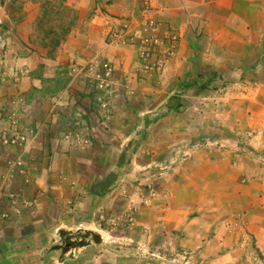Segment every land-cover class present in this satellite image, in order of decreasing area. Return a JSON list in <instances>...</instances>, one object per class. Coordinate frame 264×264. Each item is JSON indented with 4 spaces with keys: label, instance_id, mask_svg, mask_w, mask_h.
I'll return each mask as SVG.
<instances>
[{
    "label": "rangeland",
    "instance_id": "rangeland-1",
    "mask_svg": "<svg viewBox=\"0 0 264 264\" xmlns=\"http://www.w3.org/2000/svg\"><path fill=\"white\" fill-rule=\"evenodd\" d=\"M25 1L13 2L15 21L23 18ZM34 1L40 10L32 35L51 56L106 5L87 0L83 13L68 0ZM148 3L143 0L136 19L125 12L132 0L120 7L125 21L115 35L134 48L130 73L100 55L62 69V83L72 70L75 97L63 92L59 100L76 105L77 93L91 88L105 129L96 137L64 130L58 143L64 155L45 186L11 192L12 204L1 212L5 264H210L205 244L191 245L194 230L208 240L219 235L222 254L227 232L247 224V210L236 199L243 185L264 176V33L260 44L238 46L240 51L197 38L192 51L181 52L179 29L165 26ZM149 17L160 23L155 33L163 39L151 52L142 45ZM5 26L2 17L0 35ZM180 52L185 69L167 75ZM20 175L32 185L31 173ZM251 188L261 189L256 183ZM88 230L100 241L88 235L86 245L67 246L71 234L81 240ZM247 243L256 249L251 234Z\"/></svg>",
    "mask_w": 264,
    "mask_h": 264
},
{
    "label": "crops",
    "instance_id": "crops-1",
    "mask_svg": "<svg viewBox=\"0 0 264 264\" xmlns=\"http://www.w3.org/2000/svg\"><path fill=\"white\" fill-rule=\"evenodd\" d=\"M14 1L0 0V19L4 17L6 25L5 35H0V114L3 116L2 125L8 126L7 116L14 113L28 135V141L15 148L4 145L0 140V257L3 255L4 259L0 262L4 264L5 219L1 212L11 206V192L45 186V179L56 169L59 155H64L58 147L64 130H80L96 137L101 129H105L98 124L99 108L91 88L77 93L76 105L67 100L75 97L70 93L74 78L70 77L71 70L67 74L68 80L62 83L61 76L65 74L62 69L66 64L71 69L73 61L88 63L91 57L100 55L112 59L119 69L130 73L131 62L134 61L133 46H124V42L117 40L115 35L118 24L125 21L119 14L125 9L120 11V7L130 0H111L109 3L103 0L106 5L98 7L92 19L81 21L52 56L37 46L32 35L40 3L26 0L23 18L15 21ZM86 1L68 0L67 3L86 13ZM132 4V9L127 8L125 12L132 11L134 17L131 19H136L143 11V0H132ZM148 8L165 26L179 29L181 52L192 51L190 44L197 38L202 40V44L240 51L238 46L260 44L264 33V0H149ZM8 29L14 31L13 36L8 34ZM181 52L168 67L167 75L181 73L185 69L187 60ZM41 87H48L50 92L45 93ZM63 92L70 93L67 99L64 97V102L59 100ZM24 170L32 174V185H27L20 175ZM258 179L253 183L259 184V191L253 190L251 183L243 185L245 188L242 187L240 194L237 192L241 199L236 200L247 210L248 222L242 229L227 232L225 245L228 249L222 254L219 235L208 240L206 232L202 234L200 228L194 230L191 245L198 248L205 244L202 253L210 264H264V176L260 175ZM250 234L255 238L256 249L247 243ZM243 258L244 262H240Z\"/></svg>",
    "mask_w": 264,
    "mask_h": 264
},
{
    "label": "built area",
    "instance_id": "built-area-1",
    "mask_svg": "<svg viewBox=\"0 0 264 264\" xmlns=\"http://www.w3.org/2000/svg\"><path fill=\"white\" fill-rule=\"evenodd\" d=\"M160 23L155 17H149L147 19V24L145 26V37L143 38V46L148 52L155 49L157 45L163 42V39L160 38L155 32L158 30ZM173 39H176L177 36L173 35ZM163 64V59L158 60V65ZM9 120V125L4 126L1 123L3 116L0 114V140L4 145L9 147H22L28 141V135L25 130L20 127L19 119L14 114H9L7 116ZM21 164V162H19Z\"/></svg>",
    "mask_w": 264,
    "mask_h": 264
},
{
    "label": "trees",
    "instance_id": "trees-1",
    "mask_svg": "<svg viewBox=\"0 0 264 264\" xmlns=\"http://www.w3.org/2000/svg\"><path fill=\"white\" fill-rule=\"evenodd\" d=\"M60 44H58L59 46ZM61 233L63 235L65 234H69L68 231H65V230H61ZM80 235V234H79ZM88 235H91L94 239H96L97 241H100L101 237H100V234L97 233V232H94L93 230H88V231H85L83 233V239L81 240H72V234L70 235V237L67 239L66 241V244L68 247H71V246H82V245H86L88 242L85 240V237L88 236Z\"/></svg>",
    "mask_w": 264,
    "mask_h": 264
}]
</instances>
